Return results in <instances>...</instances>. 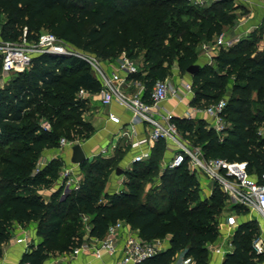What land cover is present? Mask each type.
Here are the masks:
<instances>
[{"label": "trees", "instance_id": "obj_1", "mask_svg": "<svg viewBox=\"0 0 264 264\" xmlns=\"http://www.w3.org/2000/svg\"><path fill=\"white\" fill-rule=\"evenodd\" d=\"M71 1L0 0V17L7 19L5 33H1L3 41L21 40L25 28L28 40L36 41L48 28L68 44L100 59L108 58L115 50L139 58L138 53L147 50L145 75L135 76L145 84L146 94L157 80L168 78L170 65L166 64H171L184 41L178 35L182 28L175 30L173 17L176 9L190 15L193 9L187 0H84L73 6ZM232 4V0H218L205 7L200 32H190L189 36L211 43L225 26L235 22ZM263 40L264 29L255 30L248 39L221 48L212 65L205 63L195 76L189 73L195 91L192 105L198 107L220 101L233 81L224 112L231 127L222 139L214 129L209 130L205 118L175 119L187 139L203 149L206 159L247 163L252 175L264 172V136L258 134L264 127V44L259 46ZM184 49L187 53L179 58V67L188 72L199 63L190 39ZM2 65L1 56L0 71ZM81 89L92 94L100 91V82L85 60L43 54L0 90V257L15 224L30 222L38 223L43 242L24 255L23 263L45 264L52 254L71 253L84 241L81 222L88 214L93 216L90 236L98 239L121 220L139 228L142 238L148 241L171 234L172 247L145 264H171L178 253L198 264H208L209 246L220 237L218 216L229 198L215 186L210 198L201 199L196 176L183 165L168 169L161 177L163 192L142 200L141 181L158 169L165 155L163 142L157 144L149 161L134 165L139 171L128 190L121 193L106 192L121 151L115 158L97 157L80 165L85 175L81 187L66 194L64 188L54 190L62 169L59 161L52 160L36 169L43 152L60 142L58 131L67 122L73 120L74 124L89 127L90 133L95 130L83 120L89 102L78 99ZM44 118L51 128L41 124ZM42 190H53L49 201L40 194ZM259 238L255 222L241 224L233 237L234 251L223 264L263 263L264 256L253 249Z\"/></svg>", "mask_w": 264, "mask_h": 264}, {"label": "built area", "instance_id": "obj_2", "mask_svg": "<svg viewBox=\"0 0 264 264\" xmlns=\"http://www.w3.org/2000/svg\"><path fill=\"white\" fill-rule=\"evenodd\" d=\"M187 1L201 6L210 0ZM27 34L25 28L19 42H4L0 45L3 58L2 71L5 74L26 71L32 66L35 57L43 54L75 56L85 60L93 68L100 82V91L95 95H99L103 108L110 109L107 113L108 122L118 128L117 135L121 132L124 135V132H127L130 149L128 166L149 161L157 144L163 142L166 146L162 161L165 169H176L187 165L192 174L205 176L213 182L214 187L218 186L228 196L230 203L243 206L264 219V172L252 175L247 169V163L229 162L222 158L206 159L203 149L187 139L173 113L165 108L164 104L169 100L175 99L179 103L188 99L193 100L195 91L191 80L159 79L147 95L145 84L135 78L140 74L145 75V58H133L123 52L118 62L104 64L99 57L68 44L53 33L40 34L39 38L33 41L34 44L28 43ZM236 40L229 38L223 32L219 35L215 46L206 44L203 55L207 58V64H213L217 48H231ZM93 95L81 89L78 99L89 101ZM115 105L119 106L123 113L119 114L112 109ZM227 105L228 100L221 99L206 107L192 106L180 119L193 121L205 118L209 123L208 127L214 129L222 139L231 127L224 115ZM124 114L128 116L127 120ZM140 127L143 128L142 134ZM61 142L65 149H73L77 144L66 138ZM109 147L102 149L95 157L110 158ZM62 186L69 191L80 189L81 181L75 164L71 163L62 171ZM130 229L125 221H118L109 227L104 238L83 241L71 252V255L89 254L97 260H103L105 256H114L121 251L122 258L117 264H145L162 252L159 242L145 240L129 232ZM121 242L123 246L120 248ZM253 249L258 256H264V234L254 242Z\"/></svg>", "mask_w": 264, "mask_h": 264}, {"label": "rangeland", "instance_id": "obj_3", "mask_svg": "<svg viewBox=\"0 0 264 264\" xmlns=\"http://www.w3.org/2000/svg\"><path fill=\"white\" fill-rule=\"evenodd\" d=\"M218 2V0H210L208 3H206L205 5H201L200 7L196 6V4L189 2L188 6L189 8H192L193 11L190 13V15L182 14L181 12H179V9H176L177 11L175 12L176 14L174 15L173 19L176 23L177 29H181L178 32L179 37L182 39H184L183 44H182V49L180 50H176L175 51V57L172 58V62L171 64H166L167 66H169V76L168 78H171L172 80H177V79H190L191 75L188 72L182 71L179 67V58L181 56H184L187 51L184 49L185 46L187 45L189 39L192 41V46L193 49L195 48L196 50V55H197V63L205 65V56L203 55L204 52V46L207 45H212L215 46V42L217 41L219 35H215L212 42L211 43H205L204 40L198 39L196 40L194 37L191 38V36H189L190 32L195 34L200 32V24L203 22V11L205 9V7H210L213 6L214 3ZM233 4L231 5L230 8H234L235 14H236V20L235 22L230 25V26H225L223 29V32L226 33V35L229 38H236V43L238 44L241 40L244 39H248L249 36H251V33H249L247 36H242L239 35L237 36L236 34V27H237V19H241V17L245 16L248 13V10L245 6L246 1L243 0H232ZM72 6L73 5H77V4H83L84 0H72L71 1ZM219 7V5H217V8ZM227 8V7H226ZM229 8V7H228ZM188 9V8H187ZM240 9L241 11H239V13H237V10ZM189 10V9H188ZM187 10V11H188ZM7 23V19L5 16H1L0 17V28H1V33H5V24ZM187 26V28L185 27ZM222 32V33H223ZM43 33H53L55 34L54 30L48 29V28H44L41 32V34ZM20 38L16 39V42H19ZM5 41H3L2 37H0V45H3ZM29 44H34L33 41L28 40ZM169 43H167L168 45ZM264 44V40L261 41L259 46H263ZM220 48H217L215 50V54H219L220 53ZM124 51H113L112 54L108 57V58H103L101 59L102 63L107 64V63H116L120 60L122 54ZM147 50H142L140 53H138V55L140 57L143 58H147L146 55ZM2 56L1 50H0V57ZM17 77V74H5L2 70L0 71V90H4L5 88H7V86L11 83V81ZM232 83L233 81L231 80L228 85H227V89L225 90V92L223 93L222 99H227L229 100L230 96H231V88H232ZM90 105V104H89ZM181 108L182 112L184 110L183 106L179 107ZM32 112V111H31ZM33 113V112H32ZM34 114V113H33ZM83 120L88 123H91V121L93 122L94 118L91 116V112L87 110V112L84 114L83 116ZM58 120V119H56ZM41 124L46 127V128H51V123L47 118L41 119ZM91 125L95 128V126L91 123ZM210 130V128H209ZM62 136L60 139V142L57 143L55 146L46 149L42 156L37 160L36 163V169L42 167L43 163H46V166L52 161V160H57L59 161V163L61 164V174H60V178H58L55 187L60 186V188H64V186H62V171H64V169L69 166L71 164L69 157L67 156V152L66 149L62 146V142L61 140L63 138H68L77 142V144H86L94 135L96 132V129L94 131H92L91 133L89 132V127H85V126H80L77 123L74 124V121L71 120L69 122H67V124L64 126V129L62 131H58ZM259 135L264 136V127H261L259 129L258 132ZM125 153H121L119 155V157L117 158L116 161V166L117 168L115 170H113V172L110 174L109 176V180L107 183V187H106V192H108L109 194H114V193H121L122 191H126L128 190V184L133 180V176L138 173L139 168L136 166H124L123 165V161H125ZM163 157L160 158L159 164H158V169L151 175L148 176L146 178H144L141 182V199L146 201L148 200V196L150 194L152 195H157L160 192H163L161 190L162 187V176L165 174V172L168 169H165L163 167ZM122 168L125 172L121 175L117 174V169L118 168ZM80 170V169H79ZM81 171V170H80ZM80 177V181L82 184V181L85 177L84 173H80L79 175ZM197 178V177H196ZM199 180H207V178H205V176H198ZM136 180V179H134ZM138 180V179H137ZM210 181V180H209ZM211 182V181H210ZM211 185H214L213 182L210 183ZM204 196H206V191H203L200 193V197L201 199L204 198ZM218 220H219V224H220V229L224 228L223 224H231L232 225V229L240 227L241 224L246 223V222H255L260 230V236L262 234H264V219L257 213L251 212L250 210H248L245 207H236L234 204L230 203L229 201L226 203L225 208L223 209L222 213L218 216ZM89 229V220H87L84 216H82V222H81V232L83 233V236H86L87 232ZM230 229V228H228ZM166 237H168V235H165L163 237H158L156 239H158V241H162L163 239H165ZM152 241V240H151Z\"/></svg>", "mask_w": 264, "mask_h": 264}, {"label": "crops", "instance_id": "obj_4", "mask_svg": "<svg viewBox=\"0 0 264 264\" xmlns=\"http://www.w3.org/2000/svg\"><path fill=\"white\" fill-rule=\"evenodd\" d=\"M246 1V8L248 13L241 17V19H237L238 23L236 24V34L237 36H247L249 33L254 32L255 30L262 28L264 29V0H243ZM241 11L237 10V13ZM207 64V58H205ZM89 109L91 112V116L94 118L91 123L95 126L96 132L95 135L86 143L82 144L83 149L88 157V160H94L96 154L101 152L102 149L108 148L110 151V158L104 159H112L115 158L118 153L121 151L125 154V161H123L124 166H128L129 162V143L127 141V132L125 131L120 135H117L118 128H116L112 123L107 120V113L109 112V108H103L100 103L99 95H93L89 99ZM165 108L170 110L175 118H180L185 116L186 113L192 108V100L188 99L179 103L177 100H169L164 104ZM183 106L184 110L181 111V107ZM116 112L123 113V110L115 105L112 107ZM125 120H127L128 116L124 114ZM209 126V125H208ZM140 134L143 132V128H139ZM156 148V147H155ZM67 156L70 159L73 155L72 149H66ZM164 158V157H163ZM72 163V162H71ZM46 166V163H43L42 169ZM80 165H76V172L80 175L81 171ZM197 180L200 184V193L206 191V196H204L203 200L208 199L212 196L214 185H211L208 180H199L198 176ZM60 186L55 187V189H59ZM53 190H42L40 194L44 197L46 201L50 200ZM68 189H64V194L69 193ZM87 220H89V229L84 236V241H95L98 238L91 237L90 231L92 228L91 222L93 220V216L85 214L83 215ZM127 223V222H126ZM130 226L129 232L135 233L136 235L141 236V232L139 228L133 227L131 224L127 223ZM224 228L220 229V237L216 242L210 244L209 249V260L208 264H223L226 256L231 254L234 251L233 246V237L236 234L239 227L232 229L231 224H223ZM230 228V229H228ZM127 233V231L125 232ZM142 237V236H141ZM172 235L168 234V237L163 239L162 241H158V239H154L152 241H157L162 246V252L168 251L171 247ZM43 242V238L38 235V223L30 222L25 225L16 223L12 232V236L8 242H6L2 247V256L0 257V264H21L23 263V257L26 253L30 252L33 247H38ZM120 248L123 246V242H121ZM122 258V252L119 251L114 256H105L103 260H97L92 255L89 254H80L79 256H72L71 253H56L52 254L45 264H117L118 261ZM171 264H198L193 258H185L183 253H178L175 257L174 261ZM260 264H264L260 263Z\"/></svg>", "mask_w": 264, "mask_h": 264}, {"label": "water", "instance_id": "obj_5", "mask_svg": "<svg viewBox=\"0 0 264 264\" xmlns=\"http://www.w3.org/2000/svg\"><path fill=\"white\" fill-rule=\"evenodd\" d=\"M203 69V65L201 64H194L192 65L189 69H188V73H190L192 76H195L196 74H198L201 70ZM73 155L71 158V162L75 165H82L83 163H85L88 160V157L83 149L82 144H76L73 147ZM125 171L122 168H118L117 169V174L121 175L123 174Z\"/></svg>", "mask_w": 264, "mask_h": 264}]
</instances>
